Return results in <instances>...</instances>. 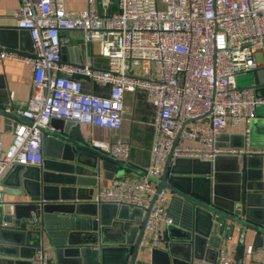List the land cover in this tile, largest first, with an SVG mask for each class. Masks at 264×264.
I'll return each mask as SVG.
<instances>
[{
  "label": "built area",
  "instance_id": "2783aa9c",
  "mask_svg": "<svg viewBox=\"0 0 264 264\" xmlns=\"http://www.w3.org/2000/svg\"><path fill=\"white\" fill-rule=\"evenodd\" d=\"M18 1L14 27L27 32L29 50L26 55L0 50V61L28 64L32 85L26 106L12 111L26 122L11 120L6 148L0 117V204L2 182L15 166L41 165V128L60 119L118 131L124 121L125 93H145L154 109L149 163L143 176H112L102 186L97 181L95 205L137 209L143 217L155 193L152 179L162 175L169 157L171 163L175 159L212 163L218 157L264 155V149L250 145L251 122L264 106V96L236 84L238 76L258 67L257 53L264 49V0H86V8L74 14L65 10L63 0ZM70 32H79L90 49L83 61L61 58ZM95 55L106 61L105 67L94 65ZM85 81L108 93L85 91ZM239 123L244 130L241 146L236 147L223 138L227 127ZM87 144L129 164L127 141L90 139ZM171 196L167 188L156 195L139 250H157L173 224ZM243 242L241 235L243 254L250 255L252 247ZM29 262L53 260L41 244ZM201 264L244 263L218 247L215 262Z\"/></svg>",
  "mask_w": 264,
  "mask_h": 264
},
{
  "label": "water",
  "instance_id": "95a60500",
  "mask_svg": "<svg viewBox=\"0 0 264 264\" xmlns=\"http://www.w3.org/2000/svg\"><path fill=\"white\" fill-rule=\"evenodd\" d=\"M13 32L28 39L24 30L13 29ZM18 48L15 43L9 51L24 55L17 51ZM63 51L64 47L61 53ZM251 79L252 83H248ZM236 84L253 88L256 94L258 90L262 91L257 95L264 96V79L257 70L238 76ZM0 94V117L26 122L12 110H6L8 99L3 84ZM255 124L253 119L251 127ZM41 131V165H17L2 182V192L13 200L0 204V264H30L29 259L45 237L51 239V264H109L111 257L118 254L121 260L117 264L142 263V260H137L138 244L148 213L162 188L171 192L174 203H183L193 218L192 223L182 230L186 243H169L167 252H159L163 256L161 264H191L193 259L214 263L220 238L227 240L238 229L255 234L252 252L264 246V189L258 185L260 180L249 172L252 159L259 156L246 155L241 158L218 157L212 163L191 159H175L171 163L169 157L162 175L152 179L156 184L155 193L138 230L129 221L132 217L141 216L139 210L132 209L127 215L129 211L126 208L92 203L90 214L95 220L98 217L99 222L94 220L88 223L87 228L83 224L81 227L76 224L75 229L65 225L62 231L53 232L50 224L61 219L53 213L69 211L78 214L80 207L77 201L91 199L81 198L80 189L96 185L101 166L109 179L119 174V168L141 176L145 173L134 165L116 161L90 147L78 124L52 119L49 128H41ZM223 163L232 166L229 179L224 181L217 175ZM85 175L91 176L92 180L84 181L82 176ZM25 195L28 201L21 200ZM4 223L7 225L3 226ZM78 231L90 233L76 235ZM179 247L181 253L175 254ZM241 248H236V258L240 256ZM156 252L152 251V258ZM152 264H155L153 260Z\"/></svg>",
  "mask_w": 264,
  "mask_h": 264
},
{
  "label": "crops",
  "instance_id": "0c3cea01",
  "mask_svg": "<svg viewBox=\"0 0 264 264\" xmlns=\"http://www.w3.org/2000/svg\"><path fill=\"white\" fill-rule=\"evenodd\" d=\"M63 2L65 10L68 13L72 14L84 10L87 6L86 0H63ZM18 6V0H0V50L9 51V49H11V47L13 48L16 43V45H18L19 47L17 51L26 55V53L28 52L27 49L29 45L28 39H26V36H19V34L17 36L13 32V29H15V27L12 14ZM66 35L69 40V43L63 46L64 51L63 53H61L63 61H83L87 55H90V49L84 46L81 34L79 32H70ZM19 45L22 47L20 48ZM93 62L94 65L98 67H105L106 64V61L104 59L96 55L93 57ZM257 62L258 67L255 70L260 72L261 79L263 80L264 49L257 53ZM250 81L251 82H248V80H246L245 83H252V79ZM1 84L5 86L7 93L8 104L5 107L12 111L23 109L26 106L32 85L30 66L19 60L4 59L0 61V86ZM84 90H91L96 95H106L108 93L107 88L97 84H90L88 81H85L84 83ZM262 93L263 92L259 90L257 92L258 95H261ZM124 108V121L120 130L109 131L107 129L99 127L80 125V132L86 143L90 139L108 141L114 138L122 139L124 141L129 142V164L134 165L135 167L143 171L149 163L150 149L154 134L151 126L154 109L147 100L145 93L143 92H137L135 94L125 93ZM11 120L15 119L1 117V124L3 130L2 141L4 148L8 146L11 140ZM255 120L256 124L252 125L251 127L252 129L250 136V145L251 147L256 149H264V106L257 109ZM243 130V123H239L237 126L234 127H227L223 138L224 141H228L230 145L238 147L239 144H241L240 141ZM251 166L252 167L249 168L251 176L255 177V179L260 180V183H258V185L263 187L264 189V155H260L259 157H255L254 159H252ZM231 169V165L223 163L220 170H218L217 175H219V178L221 180H227L230 177L229 171H231ZM104 171L105 170H103L101 166L99 169V175L97 176V181L101 186L108 185L110 182L109 178H107V175ZM131 173L132 172L127 169L119 168V174L117 173L116 177ZM82 179L86 182H90L92 180V177L85 175L82 176ZM2 187H4L3 184ZM81 189V198L91 197V199L77 201L80 207L78 209V214H76L75 212L70 213L68 210V212L63 211L59 213H53L55 217H61V219H55L50 224V226L54 228L53 232H60L66 226L67 228L73 227L75 229L76 224H83L84 228H87L86 226L88 225V223L90 224V222H93L95 220V218H93L91 216L92 214L90 213L93 209L92 199L95 197L97 189L95 188V186L85 187ZM171 197H169L168 202L169 214L173 218V224L165 230L162 242H160L158 245V252L154 253L153 258L151 256L152 252L150 250L142 249L139 251L137 258V260L139 261L142 260V263L137 264H152V260L155 262V264H161L163 256L159 252H167L169 243H186V241H184L183 239L185 236L182 230L185 226L190 225L192 223L193 215L188 212L186 206L183 203H174V201L171 200ZM11 199L13 200V198H9L3 193V202ZM21 200L28 201V198L25 195L21 198ZM128 211L129 212L127 213V215L131 212V210ZM96 220L99 222L100 219L97 217ZM131 220L132 221H128L132 222L133 227L137 228L138 230L142 223V217H132ZM88 233L90 232L78 231L76 235H89ZM241 235L243 236V244L245 245V247L251 246L255 234L251 231H243L238 229L234 230V233L232 234L230 239L224 240L223 238H220V243H217L218 247L227 248L229 258L234 260L235 262L240 261L244 264L264 263V246L262 248H257L256 251L252 252L250 255H244L245 253L243 254L242 251L243 246L239 244V238ZM50 241L51 239L45 237L43 242V248L50 254L52 258ZM236 248H241L240 256L238 255L237 258L235 254ZM180 250H182L180 247L176 249L175 254H180ZM120 260L121 255L118 254L114 257H111L110 261L108 262L109 264H117L118 262H120ZM191 264H201V260L193 259Z\"/></svg>",
  "mask_w": 264,
  "mask_h": 264
},
{
  "label": "rangeland",
  "instance_id": "374dc122",
  "mask_svg": "<svg viewBox=\"0 0 264 264\" xmlns=\"http://www.w3.org/2000/svg\"><path fill=\"white\" fill-rule=\"evenodd\" d=\"M252 129V128H251Z\"/></svg>",
  "mask_w": 264,
  "mask_h": 264
}]
</instances>
